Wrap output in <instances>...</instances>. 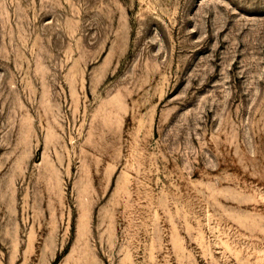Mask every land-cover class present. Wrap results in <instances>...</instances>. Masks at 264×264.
Instances as JSON below:
<instances>
[{
    "label": "rangeland",
    "instance_id": "obj_1",
    "mask_svg": "<svg viewBox=\"0 0 264 264\" xmlns=\"http://www.w3.org/2000/svg\"><path fill=\"white\" fill-rule=\"evenodd\" d=\"M0 264H264V0H0Z\"/></svg>",
    "mask_w": 264,
    "mask_h": 264
}]
</instances>
